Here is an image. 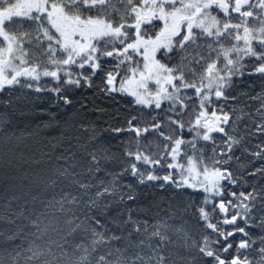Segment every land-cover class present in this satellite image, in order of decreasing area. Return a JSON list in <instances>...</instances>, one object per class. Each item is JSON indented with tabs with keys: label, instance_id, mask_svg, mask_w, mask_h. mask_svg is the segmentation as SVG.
Wrapping results in <instances>:
<instances>
[{
	"label": "snow or ice",
	"instance_id": "6c2138e0",
	"mask_svg": "<svg viewBox=\"0 0 264 264\" xmlns=\"http://www.w3.org/2000/svg\"><path fill=\"white\" fill-rule=\"evenodd\" d=\"M0 264H264V0H0Z\"/></svg>",
	"mask_w": 264,
	"mask_h": 264
}]
</instances>
